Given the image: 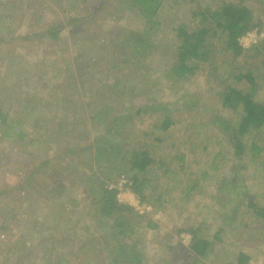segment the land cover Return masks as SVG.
<instances>
[{
    "label": "rangeland",
    "instance_id": "obj_1",
    "mask_svg": "<svg viewBox=\"0 0 264 264\" xmlns=\"http://www.w3.org/2000/svg\"><path fill=\"white\" fill-rule=\"evenodd\" d=\"M160 1L162 30L147 42L153 48L147 51L144 47L139 57L147 71L135 74L128 83L122 82L128 66H124V73L103 71L105 65L98 66L102 72L92 68V63L106 64L102 47L110 46V41L122 38L130 29L145 30V19L125 0H0V15L14 18L3 20L0 31V93L4 92L11 120L20 124L10 140L5 137L6 127L0 129V264H13L17 257H31L42 264L37 259L41 253L46 260H57L66 243L71 240L83 247L86 236L95 237L88 251L77 258L70 256L67 262L87 264L83 261L88 257L94 259L88 264H104L98 259L118 257L126 260L122 264H190L195 259L190 251L193 234L186 229L191 226L200 228V235L209 240H215L217 234L212 250L195 264H236L240 252L251 257L249 264H264V230L257 223L243 225L253 218L246 207L249 198L264 206V154L252 158L248 151L239 160L225 139V123L233 117L221 107L217 84L226 82L227 70L216 81L211 72L208 76L197 72L182 83L162 78L168 63L173 62L169 51L174 50L173 29L181 23L193 27L197 21L189 18V0ZM199 1L211 6L215 2ZM243 2L256 10V17L264 23V0ZM72 17H83L81 35H72L77 29L68 25ZM57 21L64 26L59 42L34 36ZM263 26L252 30L257 33V42L264 38ZM245 35L239 38L240 45ZM221 57L218 53L214 59L218 65ZM247 67L238 61L233 72ZM115 81L122 82L119 93L114 92ZM152 101L166 108L153 110ZM101 109L103 116H108L105 123L109 130L94 120ZM138 109L142 111L137 113ZM112 111L117 112L114 118ZM165 115L176 125L161 133L154 125ZM37 120L39 126L34 123ZM19 133L25 134L21 141ZM248 139V144L252 140L264 143L263 135ZM96 149L111 154L97 153ZM147 149L157 156L149 169L151 187L146 190L154 197L141 202L140 210L126 205L139 216L134 217V233L124 238L127 247H119L116 230L99 239L100 235H92L101 228L107 231L106 226H94L80 238L70 237V226L83 229L89 225L84 222L86 212L93 216L86 201L91 195L85 193L91 192L94 180L116 190L121 177L129 180L133 152ZM57 151L62 159L42 166ZM183 155L187 157L185 166L177 160ZM189 160L201 162L189 168ZM54 166L56 172H52ZM189 169L197 174L191 179L203 181L196 191L186 190L192 185ZM26 170L31 177L24 181V193H29L24 199L11 188ZM204 171L210 177L201 180ZM57 175L64 187L55 193L46 187ZM158 196L161 200L157 201ZM101 222L105 225V220ZM149 223L156 226L149 227ZM133 245L143 254L140 263L132 257Z\"/></svg>",
    "mask_w": 264,
    "mask_h": 264
},
{
    "label": "trees",
    "instance_id": "obj_2",
    "mask_svg": "<svg viewBox=\"0 0 264 264\" xmlns=\"http://www.w3.org/2000/svg\"><path fill=\"white\" fill-rule=\"evenodd\" d=\"M211 1H215L212 6L199 0H189L191 7L187 9V12L190 14L189 18L191 20H196L197 24L191 27L189 23H181L177 28L173 29L176 32V36L174 37L175 40H172V48L174 50L172 51L169 49L170 53H172L171 56L173 62L168 63V68L165 69L162 78L171 83H182L197 72L205 73L206 76L211 72L212 79H215L216 81L220 80L221 76L227 70L228 78L226 82L217 84L220 89L219 97L221 107L233 117L227 122L225 121V128L223 129L226 134L225 139H227L230 148L233 149L235 158L240 160L244 155H248L249 152L252 154V158H254L257 154H264V143L259 144L258 142H255V140L250 141L249 144L246 142V139L249 140L248 138L252 136H254V138H259L262 135L264 136V38L259 39L257 43L247 50L243 49L240 45L239 38L256 27H262L264 23L256 17V10L254 11L253 9H250L244 4L243 0H228L219 3L216 0ZM125 2L131 5L133 9L137 10L145 19V30L146 27L147 30L130 29L127 35L122 38L114 39L112 42L110 41V46H107L108 48L102 47L103 55L106 56V59H108L109 62L106 61V64H104L105 62H103V64L92 63V68L94 71L102 72V69L99 70L98 66L105 65L103 71H114L115 73L119 71L124 73V66H128L127 73L129 74V77L128 74L126 75L125 73L124 76H126V78H124L122 82L127 81L130 83L131 79H134L135 74L140 75L147 71L144 60H139V57L143 54V48L147 46V42L155 37L154 34L162 30V22H160L159 17L162 3L160 0H125ZM11 19L14 18L9 17L8 14L1 13L0 31H2V21L8 20L10 22ZM79 22L80 24H78ZM84 23L85 21L83 17L70 18L68 20V25H73L75 29L77 28L72 35H81L84 31ZM63 28L64 26L60 21L52 22L43 30H39L34 36L37 38L49 37L50 39L59 42V35L63 31ZM28 37L29 36L25 37L26 40ZM2 40L3 39H0V42H2ZM73 44H76L75 41H73ZM152 48V44H149L147 46V51ZM90 49L91 47L89 46L87 50L90 51ZM93 49L94 48H92V50ZM218 53L222 55L221 58L223 59L222 63L219 65L214 60ZM137 61L140 62L133 66L132 64ZM238 61L242 65L247 64L248 67L242 68V70L234 73L233 67ZM122 82H114V92L119 93ZM209 82H212V80H209ZM3 94L4 92L0 93V129L3 131L5 130L3 127H6V133L4 132L5 137L6 140H10L9 136L13 133V129L20 126V124L11 120L12 115L9 109L6 108ZM152 102L153 110L160 108L164 111V108H166L155 103V101ZM141 111V109H138L137 113H140ZM104 112L105 111H102L101 109L93 117L96 122L100 120L101 124L103 123L104 125L102 126L109 130V124L105 123L108 116H103ZM52 113L55 115L54 112ZM116 114L117 112L115 111L111 113V116L114 118ZM34 123L39 126L41 122L37 120ZM174 125H176V121H174L171 116L169 117L165 115L164 119L156 123L154 126L157 131L167 133L174 127ZM147 135L148 134H146V136ZM24 136V133H19V140L21 141ZM156 140H158V138H156ZM96 150L97 153H103L106 155L111 154V152H108L106 149ZM153 155L154 154L149 149L139 152L134 151L132 154L133 159L131 162V168L128 169V182L130 181L129 188L140 197L142 203L148 202L149 199L151 200L152 197H154L152 194L146 193V190L151 187L148 180L149 169L154 166V162L157 161L155 158L157 156ZM98 156L99 155H97V157ZM59 157L62 159L61 152L57 151L56 153H53L48 160H45L41 164L42 166H48L52 161L60 159ZM116 158H118V156L115 157V159ZM186 158L187 157L183 155L177 160H179V163L182 166H185V164H187ZM200 162V160H189V168L192 164H199ZM55 168L56 166H54L52 172ZM19 171L22 172L21 170ZM156 171L159 174H163L157 169ZM29 173L30 172L27 170L23 171L20 179L14 182V185L11 188H14V190L16 188L18 193H22V198L24 199L29 197V193H24L27 188L24 186L27 184L24 181H30V179H27L31 177ZM189 173V180H192V185L187 187L186 190L196 191L200 186H203V181L200 182V180H193L197 177L194 169H189ZM209 174L210 173L206 171L201 173V180L210 177ZM120 175L121 173L119 172L115 176V179L117 180ZM59 177L60 176L57 175L55 181L51 182L49 187L46 188L55 193H57L59 188L60 192L64 186ZM192 177L194 178L191 179ZM159 182L160 181H158V184ZM180 185L184 187L182 184ZM85 195L88 197L91 195L90 199H86V201L89 203V210H93V216L89 211L86 212L87 219H85L84 222H87L89 225L83 229H74V227L70 226V229H67L72 233L70 237L79 236L80 238L81 236L83 237V233L88 234L90 229H94V226L96 227L98 225V229L104 226V228H108L107 231H103L101 228L100 233L98 232L99 234L94 233L92 235L97 237L100 235L98 237L99 239L101 236L108 237V231L116 230L115 238H118L119 247L122 249L127 247L126 243H124V238L134 233V217H139L134 209L118 203L116 200V190H109L101 180L97 182L94 180L91 192L85 193ZM158 199L161 200V197L158 196L157 201ZM246 207L249 209L248 214L250 217L252 215L253 218L249 222L245 220L243 224L244 227H249V224L257 223V225L264 230V206L258 205L253 199L249 198ZM108 219H110L109 222H107ZM102 220H105V225L102 224ZM155 226L154 223H149V227L154 228ZM186 230L193 234L190 251L195 259L190 264H195L197 258L207 256L212 250L214 242L217 240V234L213 238L215 240H209L200 235V228L191 226ZM70 237H68V240L66 241L69 242ZM94 238L95 237L87 238L86 236L85 239L87 241L85 240L83 247L75 246V243H72L70 240L69 243H66L64 253L61 254L57 260H46V256L43 253H41L37 259L42 260V264H73V261L67 262V259H69L70 256L77 258V256L87 252L91 242H94ZM262 243H264V241ZM131 251L132 257L136 259V263H140L139 258H141L143 254L139 250H135V245L131 247ZM87 259L88 260H84L83 262L87 264L88 262L91 263L90 260L92 258L90 259L87 257ZM98 260L102 261L104 264H122L126 261L123 258L120 259L118 257H114L112 260L109 257L104 259L99 258ZM250 260V256L240 252L238 253L236 264H249ZM24 263L41 264L36 260L33 261L31 257L29 259L17 257L13 264Z\"/></svg>",
    "mask_w": 264,
    "mask_h": 264
},
{
    "label": "built area",
    "instance_id": "obj_3",
    "mask_svg": "<svg viewBox=\"0 0 264 264\" xmlns=\"http://www.w3.org/2000/svg\"><path fill=\"white\" fill-rule=\"evenodd\" d=\"M251 32H253V33H251ZM256 38H257L256 31H250V32L246 33V35L243 38L244 39L243 44L241 42L242 47L248 48L252 44L257 43ZM252 39H253V41H252ZM245 41H247L248 43H245ZM129 185H130V182H128V180L126 178H124V176L121 177L117 187H115L117 192H118L116 198L120 203H122L124 205L131 206L134 209L140 210L142 207L141 201H140L139 197H137L134 193H132V191L129 188ZM112 188L113 187H109L110 190ZM143 209L147 210V207H145Z\"/></svg>",
    "mask_w": 264,
    "mask_h": 264
}]
</instances>
